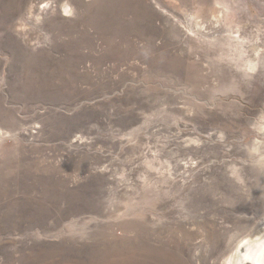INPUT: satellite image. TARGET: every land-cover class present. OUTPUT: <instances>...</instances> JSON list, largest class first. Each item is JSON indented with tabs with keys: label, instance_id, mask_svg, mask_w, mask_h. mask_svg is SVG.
I'll use <instances>...</instances> for the list:
<instances>
[{
	"label": "rangeland",
	"instance_id": "obj_1",
	"mask_svg": "<svg viewBox=\"0 0 264 264\" xmlns=\"http://www.w3.org/2000/svg\"><path fill=\"white\" fill-rule=\"evenodd\" d=\"M263 229L264 0H0V264H231Z\"/></svg>",
	"mask_w": 264,
	"mask_h": 264
},
{
	"label": "bare ground",
	"instance_id": "obj_2",
	"mask_svg": "<svg viewBox=\"0 0 264 264\" xmlns=\"http://www.w3.org/2000/svg\"><path fill=\"white\" fill-rule=\"evenodd\" d=\"M234 250L233 257L236 261H230L231 264H264V229L253 235L241 236Z\"/></svg>",
	"mask_w": 264,
	"mask_h": 264
}]
</instances>
